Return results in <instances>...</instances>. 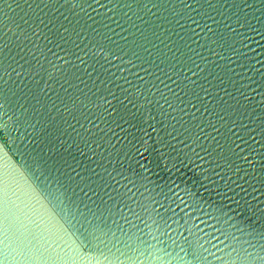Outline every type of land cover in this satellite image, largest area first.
Returning <instances> with one entry per match:
<instances>
[{
    "label": "water",
    "instance_id": "water-1",
    "mask_svg": "<svg viewBox=\"0 0 264 264\" xmlns=\"http://www.w3.org/2000/svg\"><path fill=\"white\" fill-rule=\"evenodd\" d=\"M0 264H264V0H0Z\"/></svg>",
    "mask_w": 264,
    "mask_h": 264
}]
</instances>
